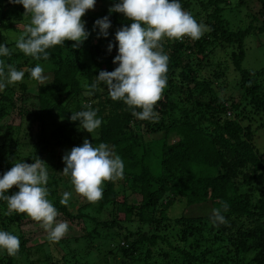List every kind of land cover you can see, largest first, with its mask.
Returning <instances> with one entry per match:
<instances>
[{"label":"trees","instance_id":"trees-1","mask_svg":"<svg viewBox=\"0 0 264 264\" xmlns=\"http://www.w3.org/2000/svg\"><path fill=\"white\" fill-rule=\"evenodd\" d=\"M98 1L105 2L106 7L85 16L89 36L78 47H73L74 41H65L64 45L47 49L48 60H36L13 47V43H2L11 51L10 56H0L5 72L7 65H12L25 75L19 84V93L13 84L0 91V119L20 109V114H27L31 124L37 127L39 134L32 140L30 154L19 162L31 164L37 158L44 161L53 152L57 163L46 165L50 172L48 200L58 194L55 188L67 190V184L71 183L70 175L62 173L66 166L62 159L65 154L54 151L81 145L76 135L82 129L80 122L71 121L70 117L72 113L89 110L86 105L102 120L92 144L96 147L102 142L108 144L124 163L123 178L116 180L118 185L106 181L108 184L99 201L55 204L59 222L66 221L69 227L76 224L75 237L55 243L57 248L61 246L58 249H70L69 258L62 261L50 253L45 255L44 243H51L46 239L34 245L33 252L38 259L32 264H93L95 256L101 261V256L105 257L102 254L105 245L109 244L104 253L111 255L115 243H119L112 236L121 237L123 224L132 222L133 218L155 231L122 235L119 249L132 262L144 254L143 264H224L226 257L218 256L224 250L238 257L241 264H264V193L256 201L254 191V185L264 176V150L260 152L254 144L252 120L244 123L247 117L244 107L240 108L246 104L260 121L258 129H264V68L250 71L242 67L245 40L253 34L264 33V21L257 25V17L248 15V20L244 12V20L233 28L224 12L231 10L229 3L235 0H179L182 8L208 30L200 39L190 38L187 43L163 39V52L169 56V63L167 86L154 106L159 119L141 121L123 101H113L108 91L103 92L106 89L90 90L92 94L88 98L83 96L84 79L90 81L101 70L114 71L118 67L113 63L118 54L115 33L131 23L121 13H109V8L119 0ZM242 5V0H238L233 10ZM8 7L0 0V31L17 32L15 20L21 22L24 14ZM260 15L264 18V13ZM105 16L111 21L107 37L94 27L95 21ZM109 43L113 44L111 52ZM218 53L224 56L220 55L218 63L212 62ZM37 64L45 68L44 74L48 77L45 85L30 76V70ZM224 68L236 75L235 91L229 93L228 100H221L216 89L225 88L217 83L225 75ZM204 72L209 76H202ZM29 84L36 90L37 110L32 114L16 107L13 101L14 97L22 100L26 96ZM235 93H239L238 100L233 99ZM5 130L2 148L17 151L20 148L18 128L8 126ZM153 134L158 137L148 138ZM133 190L140 202L127 204V194ZM18 191L13 186L7 195ZM119 192L123 195L121 200ZM178 200L183 210L177 216H170L168 211ZM222 202L227 204V211ZM118 206L120 210L113 216L109 209ZM213 209L221 210L226 224L213 225ZM7 210V202L0 200V231L18 236L16 233L23 232L19 227L28 216L6 215ZM107 214L112 218L104 220ZM90 224L93 226L88 230ZM173 227L180 242H186L184 246L170 243L164 237L163 233L173 231ZM31 239V236L20 239L15 256H9L5 250L3 264H17L16 256L29 248V242L38 241ZM161 243L167 250L158 253Z\"/></svg>","mask_w":264,"mask_h":264},{"label":"clouds","instance_id":"clouds-1","mask_svg":"<svg viewBox=\"0 0 264 264\" xmlns=\"http://www.w3.org/2000/svg\"><path fill=\"white\" fill-rule=\"evenodd\" d=\"M8 2L21 4L25 9L24 15H30V23L17 39L16 48L36 60H48L47 49L64 45L65 41L76 42L74 48L83 44L89 33L82 17L96 4V0ZM108 11L123 14L131 23L115 33L118 54L113 63L118 67L111 72L101 70L90 89L95 90L99 84H104L110 98L123 101L134 117L141 121H158L159 114L154 111V106L161 100L167 86L169 63V56L163 52V39L187 43L190 38L200 39L208 28L185 11L179 0H119ZM94 27H98L100 34L107 37L111 21L105 16L97 19ZM112 48L113 44L109 43L108 51L111 52ZM10 55L9 47L0 44V56ZM24 75L23 71H17L12 65H7L5 72L4 61L0 60V77L4 78L0 80V90L22 81ZM30 76L41 85H45L48 79L40 64L30 70ZM88 94L91 95L92 91ZM85 107L89 110L72 113L70 119L79 121L80 127L92 134L101 126L102 120L97 118V112L91 110L90 105ZM62 159L66 165L62 173L70 175L75 192L92 203L103 198L104 182L123 178V160L103 142L94 147L85 139L81 146L73 147ZM46 165L40 158L31 164L14 163L0 178V200L7 202L6 215L26 214L40 223L49 241L59 242L68 231V223L57 222L58 210L47 199L49 175ZM13 186L19 191L7 195ZM70 195L69 192L63 193L61 205L67 206ZM222 205L227 211V204L222 202ZM211 222L214 226L227 223L220 209H213ZM0 249L6 250L9 256H15L20 249L19 237L0 231Z\"/></svg>","mask_w":264,"mask_h":264},{"label":"rangeland","instance_id":"rangeland-1","mask_svg":"<svg viewBox=\"0 0 264 264\" xmlns=\"http://www.w3.org/2000/svg\"><path fill=\"white\" fill-rule=\"evenodd\" d=\"M262 1H263V3L259 2V0H242L243 5L239 6V9L234 11L233 8L236 7L235 4H237V2H238V0H235L232 3H229V6H230L229 9H231V10H229L228 12H224V17L226 16L231 27L236 28L244 20V12H245V14L247 13V16H246L247 18H248V15H251V16L255 15L258 19L257 25H260L264 21L263 16L260 15V12L264 13V0H262ZM2 2L5 5L9 6L8 8L10 10L15 9L17 11L19 10V12H21L22 14L25 13V9L23 8V6L21 4L9 3L8 0H2ZM105 7H106L105 2H103V1L99 2L98 0H96V4H95L94 9L88 10L86 12V14L82 17V20L84 21V19L86 18L85 16L99 12ZM21 16H22L21 22L18 20H15V23H16L15 28H16L17 32H9V31H2V30L0 31V44L5 43L8 45H11L13 43L14 44L13 47L16 48L17 39L19 38V36L21 34L24 33L26 25H28L30 23V15H21ZM248 20H250V19L248 18ZM245 45H246V56H245L244 61L242 63V67L244 69L250 70V71H256V70H259L261 68H264V33H262L260 35L259 34H253V35L249 36L245 40ZM191 55H189L188 57H191ZM220 55L222 57L224 56L223 53ZM220 55L218 53L217 56H214L212 62L218 63L216 61H218L217 59H219V58L221 60ZM223 61L224 60H222L221 62H223ZM225 61H227V60H225ZM191 66H195V63H191ZM43 69H45V68H43ZM227 70H229V68L228 69L224 68L225 75L223 76V78H221L217 82V83H220L222 85V87L223 86L225 87L223 89L216 87L218 94H219V98L221 100H228L229 99V96H228L229 93H233L235 91L233 88L235 87L236 75L234 73H232L231 71H229V73H227ZM111 71H113V70H110L109 72H111ZM202 76L208 77L209 75H208V73L204 72V73H202ZM173 77L176 78V75H174ZM3 79L4 78H1V80H3ZM23 81H24V79H22V81H20V82H16L15 84H13V85H15L14 87H15L16 92L19 93V91H18L19 84L23 83ZM94 82H96V77H93L90 81L87 79H84V81H83V87H84L83 96L85 98H88V92L91 90L90 85ZM89 83H90V85H88ZM28 87H29V89L25 93L26 96H24L22 98V100H20V99L18 100V98L14 97L13 101L15 102L16 107H18V108L21 107L23 109L22 111H25L27 113L32 114L33 112L35 113L37 110L36 90H35V86L32 84H29ZM102 89L103 90L106 89V91H103V92H107V86L104 84H99L95 90L101 91ZM0 91H2V90H0ZM99 93H101V92H99ZM237 94H239V93H235V95L233 96L234 100H238L240 98V97L236 98ZM17 96H18V94H17ZM243 107H244V114L247 117L244 120V123L247 122V120H249V121L252 120V121H250V123L252 124V129L254 130V138H255L254 144H256V146L260 152H263V150H264V129H263V127H260V129H258V127L260 125V121L258 120V117L255 114H253L252 110H250V108L244 103H243V105H241L240 108H243ZM31 122L32 121L30 119H28L27 114H25V115L20 114V109H16L6 118L0 119V178H2L3 174L6 171L10 170V168L13 166L14 163L19 162L20 158L27 157L30 154V152L32 150V148H31L32 143H34V141H32V140L36 139V137L39 134L37 127L35 126V124H31ZM29 124H31V125H29ZM8 126H12L13 128H18L17 138L20 142V148L17 151H13L12 148L4 149L1 146L2 141L4 139V136H5L3 134V132L6 131L5 128H8ZM95 131L91 134L84 129H78L76 135H77V137H79V140H77V141H81V142H79V144L82 145L85 139L89 140L90 143H93L94 136L96 134ZM25 135L28 136L27 139L24 138ZM154 137H158V134H153L152 136H149L148 138H154ZM94 147H96V146H94ZM71 149H72L71 147H64V148H60V149L58 148L54 151V153H56V152L58 153L59 151H61V154H66L67 152H70ZM52 154H53V152L44 158V161L46 162V164H53L54 165L57 163L56 158H54L55 156L53 157ZM48 173H50V172H48ZM112 182L113 183L116 182V185H118L117 181H112ZM107 184H108L107 182H104V184L102 185L103 189L106 187ZM66 188H67V190L62 189V187L61 188L60 187L55 188V191H57L58 194L51 196L49 199V201L54 206L56 203L59 204V206L61 205L60 200L63 196V193H65V192H69L72 195V196L70 195L68 203L74 202L75 200H76L75 202H77V203L89 202V201H87L86 198L83 199L82 196H80L79 194H77L75 192L73 184H71V183L67 184ZM254 191H255V197H256L255 199L257 201L259 196L264 193V176L260 178L259 182L256 185H254ZM48 192H49V190H48ZM118 194L121 195L122 193L119 192ZM135 194L136 193L134 190H133V192H131V194H127V196H128V200L126 202L127 204H130V202H134L135 204H138L140 202L139 197L135 196ZM122 197H123V195H121L119 197V200H121ZM182 206H183V204L179 200L177 202H175L174 205L170 208V211H168L170 213V216L171 215H176V216L179 215L183 210ZM119 210H120L119 206L113 210L111 208L109 209V211L112 212L113 216L114 215L116 216ZM119 216L122 217V214H120ZM110 218H112V217H110L109 214H107L104 220H108ZM57 222H59L58 219H57ZM172 225H174V224H172ZM92 226H93L92 224L87 225V229L91 230ZM19 228L21 231H23V232H17L16 233L18 235L17 237H19V239H24V238H28V237L30 239V236H31V238H32L31 240H38V241L35 242L34 244L32 242H29L27 244V247H29V248L23 249L22 252L16 256L15 261L17 264H32L36 261V259H38V257H37L38 255L36 256L35 253L33 252L34 248H35L34 245L41 244L44 240L48 239L47 238V232L41 227L40 223L31 220L30 217L24 218L23 222ZM171 229H174V230L169 231L167 233H163L164 237H166L170 243L179 244V245L184 246L186 244V242H182V243L180 242V237L178 235H176L175 227H173ZM74 231L77 232L76 224L73 225V227L68 226V231L62 239H69V238L75 237ZM137 231L153 232L155 230L153 227L151 228V226H149L148 224L138 223L136 221V219L133 218L132 222H127V223L123 224V227L120 230L121 237L116 238V237L112 236V238L116 239L119 242L118 244L115 243L116 248H113V253L111 255L104 253V250L106 248H108V246H109V244L107 243V246L105 245V249L103 250V253H102L105 257L103 258L101 256L102 259H101V261H99L98 256H95L93 258L94 262L92 260L93 264L94 263L95 264H143L144 254H142L140 258H138L137 260L132 262L131 258L126 259L125 256L121 253V251L119 249V248H121V245H122V242H121L122 241V235H126L128 237L131 232H137ZM160 234H162V232ZM105 235H106V233H105ZM201 241H202V239H201ZM55 243L56 242H51L49 244H47V242L44 243L45 245H44L43 250H44L45 255L50 253L53 256H56L58 259H61L62 261L65 259H68L69 256L67 255V252L70 251V249H58V248H61V246H59L57 248ZM164 247H165V244L161 243L157 252L162 253L163 250L166 251L167 249H165ZM65 253H66V256H65ZM219 254H221V255H218V256H220L222 258L226 257V258H224V264L225 263L226 264H230V263L231 264H241V260H239L238 257L233 255V253H226V251L221 250ZM4 255H5V250L0 249V264H3ZM231 255H232V257L228 258Z\"/></svg>","mask_w":264,"mask_h":264}]
</instances>
